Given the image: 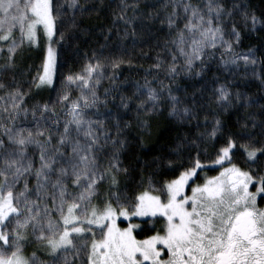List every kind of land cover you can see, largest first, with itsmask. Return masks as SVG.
<instances>
[{
	"label": "snow or ice",
	"instance_id": "6c2138e0",
	"mask_svg": "<svg viewBox=\"0 0 264 264\" xmlns=\"http://www.w3.org/2000/svg\"><path fill=\"white\" fill-rule=\"evenodd\" d=\"M172 3L177 17L183 4L185 24L180 30L178 43L187 70L190 71L193 62L201 58L206 47L215 48L218 42L221 47L226 46L228 53H233V40L237 44L240 41L239 26L233 19L240 5L234 4L228 10L223 0H207L195 6L183 0H172ZM53 5L54 0H0V32L5 33L0 35V41L9 40L13 29L18 26L21 42L26 39L31 44L38 39L37 25L44 28L49 46L37 87L53 85L56 54L51 44L63 42L65 31L77 26V0H67L65 6L58 8ZM127 7L116 17L125 25L119 38L131 36L136 39L143 35V25L138 32L132 24L136 16L135 6H132V17L126 15ZM68 9L73 10L72 15L66 21L67 29L62 31L60 26L65 23L63 17ZM79 11L87 9L79 6ZM242 19L246 27L248 14H243ZM228 21H232L230 32L226 31ZM251 22L254 27L255 16L251 17ZM129 25H132L131 32L128 31ZM169 27H173L171 17ZM57 33L60 41L54 40ZM186 34H191L190 45ZM225 36L230 39L226 40ZM105 39H111V29ZM186 47H190L191 52L186 51ZM16 48L13 42L8 49V61L0 67V73L14 70ZM124 55L126 53L110 51L105 56L103 50L94 54L92 58L96 63L86 67L87 75H69L66 78L68 91H63L55 102H35L31 110L25 107V94L16 85L15 78L13 85L8 86L12 90L7 91L6 96H0L3 101L0 108V248L4 249L0 251V264H27L20 256V242L30 238L50 250L52 264H58L61 254H64L63 264H76L78 259L83 264L84 255L87 264H264V211L256 207L257 198L264 199V174H261L264 173V147L259 146L264 141V105L243 122L238 120L236 131L225 132L223 123L217 119L211 131L205 123L204 130L193 136L192 121H197L196 128H200L198 101L194 93L192 105L181 107V100L172 95L171 83L181 71L173 56L172 64L167 68L159 59L154 65L157 74L163 71L169 78L168 86L161 80L158 81L159 89L154 88L152 85L156 81L145 78L144 84H137V90L131 96H120L118 105L113 98L115 113L111 110L101 112L100 107H106L108 97L116 91L115 86L106 89L101 101L98 87L105 78L102 69L109 62L113 68L119 67ZM235 55L243 59L246 67L257 63L252 49ZM109 79L114 81L115 75ZM72 85L81 91L75 100L70 95ZM0 89H6V85L0 83ZM217 92L218 101L229 99V93L223 87ZM236 99H242L239 93ZM243 100L245 106L256 103L247 97ZM166 102L170 104L168 116L189 127L187 133L176 137L170 149L173 158L168 159V167L178 170L175 168L178 163L184 171L160 190L162 193L166 190L167 203L162 202L160 196L144 192L136 196L129 207L119 190L117 177L122 170L119 153L126 147V140L121 137L131 125L124 121L120 109L131 112L134 104L137 127L147 129L151 127V117ZM57 105L61 106L59 110ZM91 109L96 111L91 112ZM26 124L34 127L24 126ZM209 141L216 154L213 165L223 167L228 162L232 166L224 168L219 176L206 181L203 186L192 188V196H186L185 187L197 176L198 170L205 167L201 163L204 158L202 149L206 154ZM217 144L221 146L217 148ZM109 145L113 151L105 166L103 158L109 156ZM30 146L39 149L38 167L35 154L29 155ZM193 152L196 153L194 159ZM236 152L242 156L246 154L248 171L232 164ZM149 166L146 162L145 167ZM123 171L127 173L128 170ZM32 177H35V185L30 188ZM107 180L110 185L105 194L100 189ZM21 182L23 188L18 191ZM250 186L255 188L254 192L250 191ZM102 195H106L101 201L103 208L91 207L89 211L92 200L100 199ZM189 203L190 210L186 207ZM157 215L167 221L163 235L137 240L133 232L140 227L139 224L130 223L123 229L116 226L117 217L128 220ZM84 224L100 227L102 238H92L89 245L86 233L91 229H86ZM105 228L106 232L103 231ZM157 245H163L167 250V260L162 258V250ZM12 247L15 251L11 256L6 255ZM69 253L72 254L71 260Z\"/></svg>",
	"mask_w": 264,
	"mask_h": 264
},
{
	"label": "trees",
	"instance_id": "16d2710c",
	"mask_svg": "<svg viewBox=\"0 0 264 264\" xmlns=\"http://www.w3.org/2000/svg\"><path fill=\"white\" fill-rule=\"evenodd\" d=\"M67 0H54V7L66 5ZM184 3L191 2L194 6L206 3L207 0H183ZM224 5L228 10H231L233 5H240L233 19L239 26L240 41L235 43L233 40V53L226 51V46L221 47L219 42L215 48L209 46L201 52L200 59L193 62L191 70H187L185 56L180 51L179 33L184 28V10L183 4L179 7V17L174 13L176 9L172 0H77L78 8L76 10V28L70 31H65V39L63 42L55 43L57 64L54 87L51 90H42L37 88L39 76L42 73L44 64V51L42 47H33L22 41L21 32L17 26L13 29L11 37L7 41H0V67L5 65L10 55L8 49L13 42L16 43L15 68L9 69L0 73V83L6 85V89H0V96H6L7 91L12 88L15 78L16 85L25 94V107L31 110V106L39 101L55 102L63 91H68L66 87V78L69 75H78L84 73L85 69L91 63L95 64L96 60L92 57L94 54L104 51L105 56H108L110 51H118L126 53L123 56V63L117 68H113L109 62L102 71L105 78L100 81L98 87V95L101 101L104 100V92L115 86L116 91L112 96L108 97L109 103L106 107L101 106L100 111L105 112L113 108V98L118 105L120 96H131L136 92L137 84L143 85L145 78L149 81H156L153 87L159 89L158 81H163L164 85H169V78L161 71L157 74L154 65L157 59L163 61L164 67L171 66L173 56L176 57V67L181 69L180 74L176 76L175 81L171 83L172 95L177 96L181 100V107L191 106L193 102V94L198 101L197 110L199 115L200 128H196L197 121H192L191 132L193 136L198 131H203L205 123L208 130L219 119L223 123V130L236 131L238 128L237 121L243 122L250 114L258 113L260 107L264 105V0H223ZM127 7L126 15L133 16V7L135 6L136 16L132 21L137 31L143 25V35L136 39L129 36L126 39H120L123 35L125 25L122 21H117L116 17L120 16L121 9ZM79 6L87 9V11H79ZM72 9L67 10V15L63 17L65 23L58 26L64 31L67 29V19L72 15ZM248 14V24L245 27L243 23V14ZM55 14V13H54ZM151 14V15H149ZM256 17V24L253 27L251 17ZM169 17L172 18L173 27H169ZM114 21H116L114 23ZM232 21L227 22L226 31L231 30ZM111 29V39L106 41L105 37ZM128 31H132V25L128 26ZM119 33V35H118ZM5 33L0 32V35ZM187 43L191 44V34H186ZM228 40L230 37L225 36ZM55 41H60V36L57 33ZM175 41V43H174ZM105 45H107L105 47ZM250 49L254 50L255 66L249 64L245 66L243 59H239L235 54L247 53ZM191 52L190 47L185 49ZM236 63H232L233 60ZM151 71V75L148 72ZM23 73V75H21ZM115 75V80H110L109 77ZM35 81V82H34ZM223 87L229 93L227 101H218L219 93L217 89ZM240 94L241 100L237 101V94ZM70 95L73 100L81 95V91L75 85L71 86ZM167 97V93H165ZM250 98L256 103L245 106L243 98ZM3 107V101H0V108ZM57 110L60 105H57ZM131 112H126L120 109L124 116V121L131 125L126 129L125 135L121 137L126 140V147L119 153L120 168L122 169L117 179L118 187L123 197L127 200L129 207L133 205L135 197L144 193L147 190H160L164 185L180 175L184 171L177 163L174 170L168 167V159L170 149L173 147V142L178 135H184L189 131L187 125H180L168 116L170 104L168 102L160 105V111L151 117V127H137V119L135 105L132 106ZM95 112L96 109H91ZM6 116V114H5ZM143 117V113L141 114ZM207 117V120H205ZM95 119V117H92ZM103 119V117H101ZM259 119V116H256ZM31 121V115H29ZM26 127H34L33 124H26ZM249 128L251 125L249 124ZM62 131V128H61ZM240 143H246L241 141ZM209 141L205 150L202 149L204 158L201 163L204 168L198 170V174L194 177V181L199 179V175L205 172L208 176H213L218 173L219 165H213L216 158L215 151ZM221 145L217 144L219 148ZM264 147V141L259 145ZM108 157H104V164L107 166V161L113 151L111 145L108 146ZM235 151V150H234ZM35 154L37 167L39 166V149L34 146L29 147V155ZM259 155V153H258ZM196 153H192L193 159ZM164 157L159 160L157 158ZM246 154L241 155L236 152L232 158V164L241 168L243 171H248V165L245 163ZM148 162L149 167H145ZM185 165L188 166L187 160ZM229 165L225 162L223 167ZM231 165V164H230ZM255 167V166H253ZM127 169V173L123 171ZM264 174V173H261ZM255 179V178H254ZM35 185V177H32L29 182V187ZM110 185V180H107L102 185L100 191L106 194ZM23 188V182L20 183L18 191ZM156 193V192H155ZM106 199V195H102L100 199H93L89 206L103 208L102 200ZM123 202V201H122ZM264 203V199L260 200ZM262 205V204H261ZM115 206V205H114ZM153 227L147 225L142 231L137 233L138 238H143L152 235L154 232H161L159 228L160 219L154 218ZM152 228V229H151ZM1 244V243H0ZM7 248V246H4ZM15 248V247H14ZM2 249V248H1ZM4 250V249H2ZM10 250V249H8ZM7 250V251H8ZM20 253L24 258L36 260L35 264H52V256L50 250L33 241V238L28 241H23L20 244ZM69 259H72V254L69 253ZM83 264L87 263V256L82 257ZM58 264H63L61 259ZM80 264V260L76 261Z\"/></svg>",
	"mask_w": 264,
	"mask_h": 264
},
{
	"label": "rangeland",
	"instance_id": "374dc122",
	"mask_svg": "<svg viewBox=\"0 0 264 264\" xmlns=\"http://www.w3.org/2000/svg\"><path fill=\"white\" fill-rule=\"evenodd\" d=\"M29 15H30V13H29ZM37 37H38L37 41L36 42H33L31 44L26 39H25V41H26V43H28L29 45H31L33 47H42V49L44 51V60H45L47 48L49 46V41L47 40V37L45 35L44 28H43L42 25H37ZM54 40H55V37H54ZM51 47L53 48V50H54V52L56 54L55 43H52L51 44ZM56 64H57V54H56V63H55L54 70H53V85L52 86H49V85H41L40 87H37L38 89L51 90L54 87L55 75H56ZM42 74H43V68H42L41 75ZM38 83H39V81H38ZM231 166L232 165L229 164V165H227L225 167L220 168V170L218 171V173L215 174V175H213V176H208L205 172H202L199 175V179L198 180L194 181V178H193L192 180L189 181L188 186H186L185 189H184V195L189 196V197L192 196V188H194L196 186H203L206 181L211 180V179L219 176L220 172L223 171L224 168L231 167ZM250 191H253L254 192L255 191V188L250 186ZM145 192H148V194L149 195H152V196H160L162 202L167 203V192H166V190L163 193L162 192H159V189H157V190H147ZM260 200H261V198L258 197L257 198L256 207H257L258 210L264 211V203H260ZM186 207L190 210L191 209V204L189 203L188 205H186ZM154 218L160 219L159 228L161 229V232L160 233L159 232H154L150 236L143 237V238H138L136 234L139 233L140 231H142V229H143L144 226L147 225V227L148 226L153 227V224L152 223H154ZM81 219H83V216L81 217ZM130 223H132V224H139L140 225V227L137 228L133 232V235L135 236V238L137 240H144V239H147V238H149V237H151L153 235H157V234L163 235L167 221H166V219L164 217H162L160 215H157L155 217H131L128 220H125L123 217H117V219H116V226L118 228H120V229L126 228ZM83 226L86 229L87 228H90L91 229V231H88L86 233V235L89 238V241H88L89 242V245H90V242H91V239L92 238H95V239H101L102 238L103 233H102L100 227H98L97 225H91V226H89L87 224H84ZM103 231L106 232L107 229L105 228V229H103ZM29 232H30V229H29ZM93 233H95V236L94 237H93ZM21 242H23V241H21ZM21 242H20V244H21ZM0 243L2 244V242H0ZM157 248L162 250V258L164 260H167L168 259V256L165 254L167 250L163 248V245H157ZM0 251H3V250L0 248ZM13 251H15V248L14 247L10 248V250H8L6 252V255L11 256V254H12ZM63 255L64 254H61V262H62ZM20 256L27 262V264H35V261L36 260L33 257L31 259H28L27 260L26 258L23 257V255H21V253H20Z\"/></svg>",
	"mask_w": 264,
	"mask_h": 264
}]
</instances>
